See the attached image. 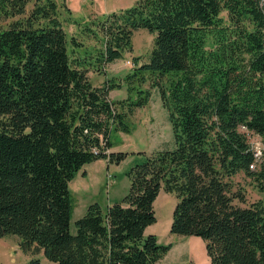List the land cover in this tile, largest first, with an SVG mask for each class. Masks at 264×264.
Returning <instances> with one entry per match:
<instances>
[{
  "label": "trees",
  "instance_id": "obj_1",
  "mask_svg": "<svg viewBox=\"0 0 264 264\" xmlns=\"http://www.w3.org/2000/svg\"><path fill=\"white\" fill-rule=\"evenodd\" d=\"M58 8L0 0V235L19 234L56 264H160L172 243L145 228L163 190L176 198L170 231L202 237L210 264H264L263 202L235 181L243 174L264 191V0H137L80 27L101 42L82 56L71 54L79 44ZM138 29L153 46L141 63L133 57L127 96L110 99L120 83L93 85L89 71L131 53ZM152 88L173 147L142 153L127 193L105 208L90 203L71 230L69 182L86 163L128 155L109 151L113 136L131 132L128 118Z\"/></svg>",
  "mask_w": 264,
  "mask_h": 264
},
{
  "label": "rangeland",
  "instance_id": "obj_2",
  "mask_svg": "<svg viewBox=\"0 0 264 264\" xmlns=\"http://www.w3.org/2000/svg\"><path fill=\"white\" fill-rule=\"evenodd\" d=\"M59 5V17L69 38H74L79 44L73 45L71 54L82 56L94 53L101 42L94 36H83L80 27L90 23V20L102 18L112 11H119L132 6L137 0H56ZM65 6L62 7V4ZM65 7H68L66 9ZM154 34L146 29H138L132 36L133 50L124 53L123 58L108 64L103 70L90 69L89 80L98 85L106 79L120 83L109 92L113 100L127 96L124 76L132 71L133 57H140L144 61L153 46ZM145 87H147L145 85ZM149 88V87H147ZM131 132H117L113 136L114 146L109 151H124L128 155L118 164L108 163L106 159H98L86 163L69 182V189L73 201V211L70 218V228L75 229L74 221L81 217L86 207L97 202L105 208L108 204L120 200L129 189L128 169L144 159L156 149L172 148L174 141L167 111L164 108L159 92L151 89V96L146 106L137 108L128 118ZM250 141H257V137L250 135ZM84 171V174H83ZM238 185L244 188L249 201L261 199L264 205V191H260L253 180L243 174L235 177ZM176 203L175 195L161 190L154 200L156 220L145 228V232H153L158 241L172 245L160 259V264H210L205 249V241L195 234H178L170 231L171 214ZM21 236L17 233L0 235V264H18L32 256L40 258L42 264H56L48 259L41 250L32 245L23 248L20 244Z\"/></svg>",
  "mask_w": 264,
  "mask_h": 264
},
{
  "label": "built area",
  "instance_id": "obj_3",
  "mask_svg": "<svg viewBox=\"0 0 264 264\" xmlns=\"http://www.w3.org/2000/svg\"><path fill=\"white\" fill-rule=\"evenodd\" d=\"M252 135V134H251ZM255 137H257V141H250V144H251V147L254 151V156L256 158V161L259 162L261 160V157H262V151H263V145H262V142H261V139L256 136V135H253ZM254 166L252 165L251 168H253Z\"/></svg>",
  "mask_w": 264,
  "mask_h": 264
}]
</instances>
